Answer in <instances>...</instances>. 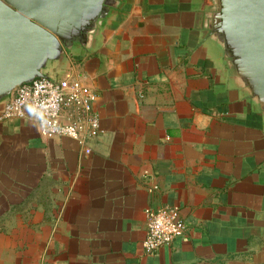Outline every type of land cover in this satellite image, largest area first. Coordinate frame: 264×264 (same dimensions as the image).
Wrapping results in <instances>:
<instances>
[{
	"label": "crops",
	"instance_id": "crops-1",
	"mask_svg": "<svg viewBox=\"0 0 264 264\" xmlns=\"http://www.w3.org/2000/svg\"><path fill=\"white\" fill-rule=\"evenodd\" d=\"M212 4L121 0L95 46L52 62L97 93L91 152L30 107L0 116V264H264V114L209 37ZM165 205L185 233L147 252Z\"/></svg>",
	"mask_w": 264,
	"mask_h": 264
},
{
	"label": "water",
	"instance_id": "water-1",
	"mask_svg": "<svg viewBox=\"0 0 264 264\" xmlns=\"http://www.w3.org/2000/svg\"><path fill=\"white\" fill-rule=\"evenodd\" d=\"M121 0H0V100L20 84L50 77L76 42L91 48ZM210 39L230 78L264 114V0H213L206 11ZM6 98V99H7Z\"/></svg>",
	"mask_w": 264,
	"mask_h": 264
},
{
	"label": "built area",
	"instance_id": "built-area-1",
	"mask_svg": "<svg viewBox=\"0 0 264 264\" xmlns=\"http://www.w3.org/2000/svg\"><path fill=\"white\" fill-rule=\"evenodd\" d=\"M96 97L94 88L79 77L41 76L18 85L6 99L0 116H24L30 107L42 135L72 137L85 146L86 152H91L88 142L103 130L95 106ZM158 187L155 184L151 189ZM147 214V232L143 240L145 251L152 252L170 245L185 233L186 222L177 206L149 207Z\"/></svg>",
	"mask_w": 264,
	"mask_h": 264
},
{
	"label": "trees",
	"instance_id": "trees-1",
	"mask_svg": "<svg viewBox=\"0 0 264 264\" xmlns=\"http://www.w3.org/2000/svg\"><path fill=\"white\" fill-rule=\"evenodd\" d=\"M75 46H80V43H79V42H76V43H75Z\"/></svg>",
	"mask_w": 264,
	"mask_h": 264
},
{
	"label": "rangeland",
	"instance_id": "rangeland-1",
	"mask_svg": "<svg viewBox=\"0 0 264 264\" xmlns=\"http://www.w3.org/2000/svg\"><path fill=\"white\" fill-rule=\"evenodd\" d=\"M47 72H48L49 74H51V70H50V69H48Z\"/></svg>",
	"mask_w": 264,
	"mask_h": 264
}]
</instances>
